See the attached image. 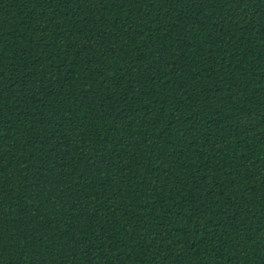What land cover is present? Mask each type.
<instances>
[{"label":"trees","instance_id":"obj_1","mask_svg":"<svg viewBox=\"0 0 264 264\" xmlns=\"http://www.w3.org/2000/svg\"><path fill=\"white\" fill-rule=\"evenodd\" d=\"M0 264H264V0H0Z\"/></svg>","mask_w":264,"mask_h":264}]
</instances>
